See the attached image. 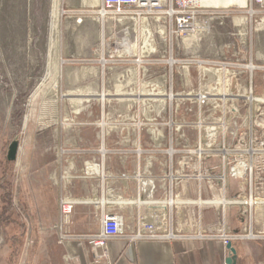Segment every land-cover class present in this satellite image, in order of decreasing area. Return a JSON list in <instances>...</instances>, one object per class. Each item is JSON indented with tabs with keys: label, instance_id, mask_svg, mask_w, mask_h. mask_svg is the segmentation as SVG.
Returning <instances> with one entry per match:
<instances>
[{
	"label": "built area",
	"instance_id": "2783aa9c",
	"mask_svg": "<svg viewBox=\"0 0 264 264\" xmlns=\"http://www.w3.org/2000/svg\"><path fill=\"white\" fill-rule=\"evenodd\" d=\"M94 8L98 16L93 19L102 28L98 56L103 84L111 86L113 80H104V75L121 69L128 79L126 88L145 93L130 95L136 99L127 100L126 113L116 118L102 114L89 125L98 131L101 160L91 155L84 164L85 173L102 176L107 154L104 145L111 135H120L123 143L135 147L138 158L145 155L146 162L145 171L136 176L141 195L133 202L145 205L148 214L140 218L133 240L178 238L167 220V213L173 210L189 213L186 226L188 231H198L195 238L215 237L224 246L243 240L225 221L204 227L202 213L207 209L226 213L235 208L245 217L264 207V203L258 204L264 200L263 62L252 49L250 55L247 51L232 55L242 57L241 61L229 59V50L219 61L203 59L186 49L185 41L202 40L214 21L224 24L231 15H239L235 24L246 30L249 25L257 40L258 35L264 36V0H247L234 7L204 5L200 0H99ZM133 22L141 23L146 37L130 28ZM118 25L122 28L117 31ZM246 36H242L244 47ZM141 40L146 44L139 55L123 54L126 47ZM155 55L161 60H152ZM120 62L132 65L117 67ZM112 101L106 98L102 104ZM138 105L141 112L135 109ZM60 154L64 157L67 151L62 149ZM231 180L237 183L235 196ZM64 190L57 227L68 223L76 206V200ZM158 191L161 198L156 197ZM101 224V233L90 237L93 264L107 260L109 241L123 234V219L116 213L103 215ZM42 228L54 230L48 225ZM65 239V234L60 235V243ZM64 259L65 264H72L69 257Z\"/></svg>",
	"mask_w": 264,
	"mask_h": 264
},
{
	"label": "rangeland",
	"instance_id": "374dc122",
	"mask_svg": "<svg viewBox=\"0 0 264 264\" xmlns=\"http://www.w3.org/2000/svg\"><path fill=\"white\" fill-rule=\"evenodd\" d=\"M214 1L200 0L209 6L224 3ZM246 1L234 0L233 7L243 6ZM54 3L0 0V264H20L23 256L24 260L27 253L30 256L34 235L29 227L38 224L44 235L53 231L44 230L42 225H53L43 219L39 222L34 215L60 213L52 179L58 178L56 168L64 165L63 158L60 160L63 139L80 142L81 133L94 131L89 125L102 114L116 118L127 112V100L136 99L130 96L133 92L145 93L139 88H126L128 79L121 69L104 75V80H113L111 86L103 84L98 56L102 28L93 19L98 16L93 13L97 5L59 0L55 4L59 6L58 16ZM237 17L231 15L224 24L214 21L202 40L185 41L186 49L212 61L221 60L229 50V59L234 62L242 57L232 55L245 51L250 55L252 49L264 66V36L258 35L255 40L249 25L246 30L235 24ZM77 18L84 22L78 24ZM130 26L146 37L140 22ZM121 28L118 25L116 30ZM245 35L247 47L242 44ZM118 37H122L119 32ZM144 44L141 40L134 45L135 53L139 55ZM151 58L161 60L158 55ZM124 65L117 63V67ZM122 76L124 80L119 79ZM116 93L122 96L112 97ZM106 98L114 101L98 103V99ZM135 109L141 112L140 105ZM14 142L19 143V150L16 161L9 162L7 155ZM231 187L235 196L237 183L233 180Z\"/></svg>",
	"mask_w": 264,
	"mask_h": 264
},
{
	"label": "crops",
	"instance_id": "0c3cea01",
	"mask_svg": "<svg viewBox=\"0 0 264 264\" xmlns=\"http://www.w3.org/2000/svg\"><path fill=\"white\" fill-rule=\"evenodd\" d=\"M98 3L99 0L92 3L83 0L85 5ZM81 134L80 144L74 141L71 142L73 145H67L65 142L70 144L72 138L63 139L62 149L67 154L58 157H61L60 160L63 158L64 165L56 168L58 178L52 179V192L57 202H60L64 188L76 200L69 221L57 227L61 223V213H35L39 222L47 221L54 230L44 235L38 224L29 227V233L34 235L32 249L30 256L27 253L26 260L23 256L20 264H65V257H69L72 264H93L90 237L101 233V218L109 213L122 217L123 234L109 241L108 259L100 264H227L229 258L234 259L233 264L264 263V207L249 211L245 217L239 209L232 213L231 209L226 213L207 209L202 213L204 227L225 221L234 235L244 236L243 240L231 243L235 255L215 237L195 238L198 231H188L186 226L189 213H177L176 210L167 213V220L170 230L178 238L166 241L133 240L140 218L148 214L145 213V205L133 202L141 193V184L136 176L145 171V155L138 158L134 146L123 143L120 135L113 134L104 145L107 151L104 174L91 177L85 173L84 164L91 155L97 161L101 160L100 140L93 130ZM157 169L155 165L154 172ZM190 188L195 191L194 185ZM156 197L161 198V192L158 191ZM57 209L60 211L59 204ZM62 234L66 235V239L60 243ZM250 235L254 237L250 238Z\"/></svg>",
	"mask_w": 264,
	"mask_h": 264
},
{
	"label": "bare ground",
	"instance_id": "6f19581e",
	"mask_svg": "<svg viewBox=\"0 0 264 264\" xmlns=\"http://www.w3.org/2000/svg\"><path fill=\"white\" fill-rule=\"evenodd\" d=\"M55 1V3H54V9H57L58 10V16H59V6H57V5H55V4H58L59 3V0H54ZM215 3V1L214 0H212V4H214ZM233 5H234V0H224V3H221V2H219V4L218 5H216L215 7H233ZM58 19H59V17H57ZM83 22V19L82 18H79L78 20H77V23H82ZM238 23V22H237ZM57 27V26H56ZM140 27V26H139ZM134 48L135 47H133L132 49L131 48H127L126 47V51L123 53V54H135V52L137 51V49H135L134 50ZM103 100H105V99H98V103H99V101H103ZM73 122V121H72ZM72 122H70V123H72ZM79 131H81V130H79ZM94 131H96V137H97V139L99 140V137H98V131L95 129ZM69 141H66L65 143L67 144V145H73L74 143H71V142H74V141H70V144L68 143ZM77 144H80V142H78ZM76 144V145H77ZM264 203V200H260L259 202H258V204H263Z\"/></svg>",
	"mask_w": 264,
	"mask_h": 264
},
{
	"label": "water",
	"instance_id": "95a60500",
	"mask_svg": "<svg viewBox=\"0 0 264 264\" xmlns=\"http://www.w3.org/2000/svg\"><path fill=\"white\" fill-rule=\"evenodd\" d=\"M18 150H19V143L18 142H14L10 147H9V151H8V155H7V159L9 162H15L16 158H17V154H18ZM228 249L231 251V253L233 255L236 254L235 249L232 247L231 244L228 245ZM234 259L233 258H229L227 260V264H233Z\"/></svg>",
	"mask_w": 264,
	"mask_h": 264
},
{
	"label": "trees",
	"instance_id": "16d2710c",
	"mask_svg": "<svg viewBox=\"0 0 264 264\" xmlns=\"http://www.w3.org/2000/svg\"><path fill=\"white\" fill-rule=\"evenodd\" d=\"M78 17H85L86 15H77Z\"/></svg>",
	"mask_w": 264,
	"mask_h": 264
}]
</instances>
